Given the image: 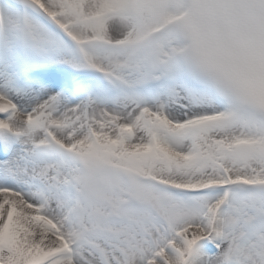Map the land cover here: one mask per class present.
Here are the masks:
<instances>
[{"label": "snow or ice", "instance_id": "1", "mask_svg": "<svg viewBox=\"0 0 264 264\" xmlns=\"http://www.w3.org/2000/svg\"><path fill=\"white\" fill-rule=\"evenodd\" d=\"M0 264H264V0H0Z\"/></svg>", "mask_w": 264, "mask_h": 264}]
</instances>
